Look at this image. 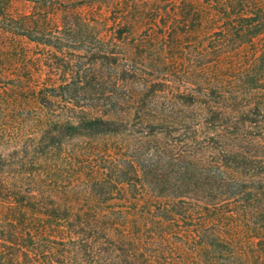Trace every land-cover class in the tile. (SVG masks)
Wrapping results in <instances>:
<instances>
[{
  "label": "trees",
  "instance_id": "1",
  "mask_svg": "<svg viewBox=\"0 0 264 264\" xmlns=\"http://www.w3.org/2000/svg\"><path fill=\"white\" fill-rule=\"evenodd\" d=\"M204 1L220 18L219 29L208 39L212 64L264 32V0ZM0 14L7 18L4 9ZM72 17L64 16L60 25L31 14L11 19L17 34L56 51L83 50L76 56L86 63L75 61L69 77L40 95L37 110L19 108L6 114L11 126L17 117L44 126L30 151L46 155L11 167L13 174L6 180L0 174V264L17 256L21 264H151L154 243L127 237L123 211L116 217L85 203L87 196L106 202L115 194L133 199L151 194L171 201L154 205L160 221L199 218L203 227L184 239L202 250L204 264H253L247 256L250 246L264 250V109L249 101L247 92L264 90V50L229 83L216 74L207 83L208 91L161 97L159 103L166 106L161 110L148 107L150 91L137 100L139 109L126 90L134 78L130 69L103 73L106 65L118 62L110 47L115 44L108 42L112 39L104 41L94 34V25ZM59 33L84 43L69 47L60 42ZM166 36L176 38L170 31ZM172 70L189 79L193 73ZM205 80L203 76L201 83ZM18 82L0 84L13 89ZM81 90L91 93L82 95ZM80 96L98 113L76 111ZM51 97L71 104L70 115L61 119L63 112L56 111ZM203 98L206 104L198 105ZM64 135L115 141L101 150L92 145V155H81L87 157L81 161L86 168L82 171L73 162L80 155H54L63 148Z\"/></svg>",
  "mask_w": 264,
  "mask_h": 264
},
{
  "label": "rangeland",
  "instance_id": "2",
  "mask_svg": "<svg viewBox=\"0 0 264 264\" xmlns=\"http://www.w3.org/2000/svg\"><path fill=\"white\" fill-rule=\"evenodd\" d=\"M0 9L7 13V18L0 14V49L3 50L0 52V81L20 80L17 83L19 86L13 89L4 88L0 84V174L5 180L13 174L14 168L11 167L20 168L25 159L29 161V158L38 159L41 155H46L39 153L35 156L30 151L31 144L41 139L44 126L18 117L11 126L6 114L19 108L37 110L40 95L43 97L50 93L49 87H55L62 79L69 77L70 67L74 68L75 61H82L84 65L86 63L76 56L83 50L68 48L65 52L56 51L17 34L18 28L16 29L12 18L31 14L37 20L46 18L60 25L64 16L74 18L76 15L94 25V34L104 41L112 39L108 42L115 45L110 47L118 53V62L113 66L106 65L104 75H114L115 71L123 68L130 69L127 72L134 78L126 83V90L132 92V105L139 109L137 100L144 98L150 91L154 93L151 95L153 101L148 102V107L161 110L166 107L159 103L161 97L172 98L179 92L197 94L202 88L203 91H208L207 87L210 86L207 83L212 82L216 74H223L222 78L227 77L226 83H229L230 77L251 66L264 50L263 32L250 43H245L237 51L230 53L225 60L212 64L207 47L208 39L219 29L220 18L204 0H0ZM2 25L9 28L5 30L1 28ZM168 31L176 36L175 40L167 38ZM118 32H121V38H117ZM58 36L61 38L60 42L69 47L84 43L82 40L74 42L64 33H59ZM204 49L208 52L201 51ZM172 69L193 72L189 73L191 79ZM169 70L174 73L168 72ZM203 76H206V80L201 83ZM88 93L91 92L80 91L82 95ZM81 97L78 106L74 107L76 111L84 109L92 114L98 113V109L91 108L88 105L90 102ZM247 99L253 103H261L264 109L263 89L248 91ZM51 101H54L56 111L63 112L61 119L70 115L71 109L67 107L71 104L56 97H51ZM204 102L206 104L203 98L198 105ZM261 131L264 135V122ZM62 137L63 148L54 155H80L73 162L82 171H86V168L81 161L87 157L81 155H92V145H97L101 150L115 141V138L107 136L88 140L79 136ZM27 145H31L30 155L25 158L24 150ZM85 203L96 206L98 211H113L116 217L121 215L128 230V238H150L156 247L154 257L153 252H149L152 256L151 264H204L205 254L202 250L197 244H188L184 239L185 235L194 234L203 227L199 218L190 220L177 216V220L171 222L156 219L154 205H172L171 201L151 194L138 199L115 194V198L106 202L87 196ZM119 211L123 213L119 215ZM137 229L138 232H134ZM257 247L251 245L247 255L253 264L264 262V250H258ZM255 255H261L262 259ZM6 264H21V258H10Z\"/></svg>",
  "mask_w": 264,
  "mask_h": 264
}]
</instances>
